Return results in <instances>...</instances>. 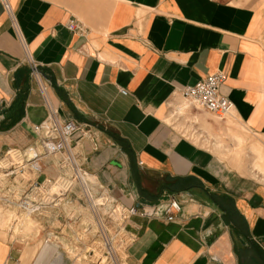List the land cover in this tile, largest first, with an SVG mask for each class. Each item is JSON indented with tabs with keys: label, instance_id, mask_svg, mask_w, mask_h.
Segmentation results:
<instances>
[{
	"label": "crops",
	"instance_id": "0c3cea01",
	"mask_svg": "<svg viewBox=\"0 0 264 264\" xmlns=\"http://www.w3.org/2000/svg\"><path fill=\"white\" fill-rule=\"evenodd\" d=\"M217 72L231 119L264 145V0H0V160L35 145L54 109L90 133L71 138L94 193L157 205L126 220L125 264H264L263 151L235 166L217 143L224 118L182 95ZM60 158L39 159L40 181L59 177ZM70 188L32 213L0 200V264H58L46 241L63 264H89L99 237ZM171 197L181 209L167 220Z\"/></svg>",
	"mask_w": 264,
	"mask_h": 264
},
{
	"label": "built area",
	"instance_id": "2783aa9c",
	"mask_svg": "<svg viewBox=\"0 0 264 264\" xmlns=\"http://www.w3.org/2000/svg\"><path fill=\"white\" fill-rule=\"evenodd\" d=\"M4 5L8 8L7 3ZM68 27L71 30L75 29L73 22L68 23ZM31 65L32 73H35L36 64L31 63ZM224 80L223 73H212L192 85L185 86L182 95L199 109L223 119L229 115L233 105L221 93L220 86ZM33 131L36 134V144L19 153L18 158H11L10 154V165L6 168L0 166V192L8 191L11 184L15 186L23 183L26 186L22 188L21 194L11 191L0 197V200H3L5 204H14L28 213L37 212L43 204L58 203L70 191L72 180H75L81 188V196L88 205L92 220H94L104 260L112 264H122L123 251L130 241V236L125 233L126 220L135 214L146 216L155 210L157 205L151 207L126 206L118 203L105 191L94 193L88 183L86 172L77 163L74 151L75 142L71 138L76 131H80L84 136L85 134L90 136V133L71 120H58L54 109H50L47 121L43 124H36ZM53 155L61 157L58 164L60 175L54 181L50 179L40 181L38 161L40 158ZM17 174L21 176L18 182L15 181ZM166 202L163 206V215L167 220H173L175 212L181 209L180 203L173 197ZM101 261L100 259L99 262Z\"/></svg>",
	"mask_w": 264,
	"mask_h": 264
},
{
	"label": "rangeland",
	"instance_id": "374dc122",
	"mask_svg": "<svg viewBox=\"0 0 264 264\" xmlns=\"http://www.w3.org/2000/svg\"><path fill=\"white\" fill-rule=\"evenodd\" d=\"M186 103L189 104L190 102L188 101ZM201 112H203L207 116V118H209L212 121L218 120L217 118H215L214 116H212L211 114H209L205 111L201 110ZM219 121H221V120H219ZM222 121H225V123H226V131L224 132V134H222L223 138L221 140L218 139L217 143H219V146L222 149V152H224L226 154L225 157H229V159H231V162L233 164H235V166H236V163H238V160H239V156H242V158H243V156L245 155L246 156V158H245L246 167H249V166L253 165V161H254L252 156L249 157V154L253 155V149L255 148L254 150L257 151V149H259V147H260L261 151H263V157L261 159V162H258V165L259 166L261 165V167H263V169H264V145L263 144L259 145L258 140L257 141L253 140V138L251 136H249L248 133L245 132L241 126H239L234 120L231 119L230 115L224 117V119ZM263 141L264 140L262 139L261 142H263ZM9 154H11V153H9ZM9 154H7L3 159H1L0 162L5 160L6 158H9V156H10ZM10 157L12 158L13 154H11ZM257 161H258V158H257ZM259 176L262 177L264 180V171ZM20 177L21 176L19 174H17L15 181L18 182ZM7 179H9V178H7ZM1 212H4V210L2 211V209H0V213ZM101 249L102 248H101V243H100L99 239L98 240L93 239L89 243L88 248L86 250H88V252H90V250H92L93 254H94V255L90 254L87 256V258H89V264H112L110 261L107 262L104 260L102 263H100L98 261L99 256H100V258L103 259ZM57 251H58L59 256H60V261L58 264H63V262L61 261L63 253H61L60 250H57ZM70 252L73 253L74 251L73 252L69 251V253ZM77 253H78L77 256H81L78 251H77ZM84 256H85V254L83 255V257ZM123 256H124V254H122V257ZM122 264H125V263L122 261Z\"/></svg>",
	"mask_w": 264,
	"mask_h": 264
},
{
	"label": "bare ground",
	"instance_id": "6f19581e",
	"mask_svg": "<svg viewBox=\"0 0 264 264\" xmlns=\"http://www.w3.org/2000/svg\"><path fill=\"white\" fill-rule=\"evenodd\" d=\"M185 104H187V103H185ZM27 151H30V150H27ZM9 153H11V154H13V158H18L19 156H20V154H19V152L18 151H16V150H11V151H9ZM27 153H29V152H27ZM7 159V160H6ZM5 160H3L2 162H0V166H2L3 168H6L7 166H9L10 165V163H11V160H9V158H6ZM4 164V165H3ZM6 164V165H5ZM93 223H94V220H93ZM61 246V245H60ZM58 249H57V245L56 244H53L52 242H44L43 243V247H42V254L44 255V256H46V255H48V254H50V252L52 251L53 253H57V255L59 256V253H58V251H57ZM94 255V254H93ZM92 255V256H93ZM102 256H103V254H102ZM59 258H60V256H59ZM102 260L101 261V263L104 261V257H103V259L102 258H100V256H99V259L98 260Z\"/></svg>",
	"mask_w": 264,
	"mask_h": 264
}]
</instances>
